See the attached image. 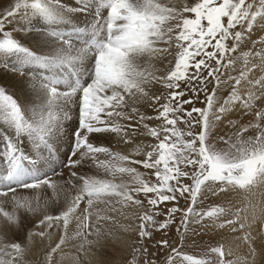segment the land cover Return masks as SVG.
<instances>
[{
    "label": "snow or ice",
    "instance_id": "obj_1",
    "mask_svg": "<svg viewBox=\"0 0 264 264\" xmlns=\"http://www.w3.org/2000/svg\"><path fill=\"white\" fill-rule=\"evenodd\" d=\"M258 4L259 8H254L249 0H198L191 6L176 8L160 0H79V3L73 0L72 6L66 7L67 0H36L31 4L28 0L15 3L0 0L3 9L0 11V52L18 61V64L10 59L0 61V81H3L0 83V128L7 137L4 141L7 151L0 155V163L5 164L0 170V197H7L17 188L31 189L40 185L55 190L59 182L52 181L51 177L67 168L69 177L65 183L76 189V195L67 201V207L59 215H45L38 227L55 225L66 231L69 223L76 219L80 221L78 227L87 228L91 215L88 209L95 203H104L111 212L120 211L117 205L142 208L144 200L138 197L143 194L153 209L167 202L178 205L180 199H190L191 204L187 209L173 206L138 215L141 247L154 230L168 229L176 213L182 214L180 224L185 230L190 217L200 223L205 217L221 216L225 219L219 224L220 228L232 226L233 233L242 230L245 225L241 222V210L228 218L230 209L223 206L200 212L195 205L198 197L209 193L227 194L229 188L236 187L250 190L253 185L264 183V128L259 123L243 125L234 134L235 139L225 140L220 136L227 144L226 149H217L209 142L215 124L223 121L233 107L251 111L259 104L257 120L264 117V40L260 41L259 51L240 49L244 41L249 45L255 43L254 30L264 32V27H254L264 26V0H258ZM21 8L25 9L27 20L21 25V35L30 31L31 37L49 51L41 50L38 54L19 38H13L14 27L6 26L17 22L15 17ZM29 8L39 15L30 18ZM185 13L192 14L193 18ZM81 42L83 46L77 47ZM173 48L175 63L165 73L157 76L143 63L156 56L166 58ZM236 53L239 55H234ZM249 57L253 59L250 61ZM54 68L69 71L70 78L65 81L50 77L48 70ZM234 71L238 75H233ZM229 82H232L229 98L217 107L216 90ZM154 83L163 85L166 95H149L146 89ZM62 84L66 88L58 87ZM209 84H214L211 90ZM9 86L24 92V107L8 93ZM188 92L193 95L184 99ZM200 92L205 93L207 107L193 106L190 110L185 107L193 104ZM56 100L64 102L66 113H74V121L72 115H68L67 124L41 122L34 128V122L25 119V109ZM143 100L152 102L156 115H147L134 106ZM73 104L75 109L71 107ZM116 119L133 123L125 126L115 122ZM150 121L158 123L150 126ZM180 123L186 125V131L178 128ZM250 127L258 129L257 134L244 138L243 133ZM99 133H114L125 144L149 136L158 143L139 145L137 151L139 148H151V151L144 152L143 160H131L128 155L114 154L110 148L90 142V136ZM65 143L67 151L63 152L61 148ZM100 154L154 169L156 182L141 179L134 167L117 168L107 159L100 160ZM86 159L110 176L131 175L135 186L78 176L72 169ZM185 178L191 182L185 183ZM73 179L80 182L78 187L72 183ZM82 201L87 205L84 209L79 207ZM259 211L264 216V207ZM0 212L9 220L13 219L2 207ZM161 214L167 217L163 222L155 219ZM97 219L111 217L98 216ZM34 234L45 235L43 231ZM241 239L248 240V237ZM157 244L171 247L167 240L157 241ZM211 251L219 254L218 264H233L226 258L222 246ZM24 252L19 242L4 244L0 238V254L10 257L7 264H23ZM0 264L6 262L0 260ZM195 264L202 261L196 259Z\"/></svg>",
    "mask_w": 264,
    "mask_h": 264
},
{
    "label": "rangeland",
    "instance_id": "obj_2",
    "mask_svg": "<svg viewBox=\"0 0 264 264\" xmlns=\"http://www.w3.org/2000/svg\"><path fill=\"white\" fill-rule=\"evenodd\" d=\"M170 1L167 3V6L176 8H182L185 5L191 6L198 2V0ZM249 2L253 3L254 8H259L258 0H249ZM185 15L193 18L192 14L185 13ZM257 20L259 21V17ZM254 27L264 26L257 24ZM252 37L255 43L249 45L247 41H244L241 43L240 49L247 52H251L253 49L259 51L260 41L264 40V32L257 33L254 30ZM158 47H163V45H158ZM175 51L174 48L171 49L170 52L172 54L166 58L163 56L153 57L152 61H148L150 64L147 63L145 66H150V70L159 76L174 66ZM234 55H239V53ZM252 59V57H249L250 61ZM242 62L243 59L241 58L240 63ZM232 74L238 75V72L234 71ZM231 83L222 84L217 88V107L219 103H223L224 100L229 98ZM213 87L214 84L208 85L209 90ZM146 91L149 92V95L153 93L156 95H166L167 93L163 85L155 83L147 88ZM192 95L191 92H188L184 99H188ZM160 103H164V100L162 99ZM193 106L202 109L207 107L204 92L199 93L198 99H195L193 104L186 105L185 107L190 110ZM135 107L147 115H156V109L152 107L150 100H143L135 104ZM260 107L259 104H256L255 108L251 111L241 109L240 107L231 108L226 118L215 124L209 142L213 143L217 149H226L227 144L219 139L220 136H223L225 140L229 137L235 139L234 134L240 131L243 125H255L259 123L261 128H264V117L260 118L259 121L256 117V112L260 110ZM193 115L197 114L194 113ZM209 118H212L211 112L209 113ZM229 120L232 121V124H229ZM125 122H123L124 124L122 122L119 123L122 125L133 123L131 121ZM148 123L150 126H156L158 122L150 121ZM159 123H162V121ZM233 124L235 127L232 126ZM178 128L186 131V125L183 123L178 124ZM196 131H199V129L197 128ZM257 131L258 129L250 127L247 132L243 133V137L255 136ZM114 136L116 134L112 133L110 137ZM118 140H120L119 137ZM117 143L111 144L110 149L112 153L128 155L131 160H143L145 158L144 152L151 151V148H139L137 151V147L139 145H155L158 141L150 136L138 137L136 141L128 144L130 148L126 151H122L119 148L120 144ZM94 144L101 146L96 142ZM99 159H107L111 165L117 168L134 167L141 174V179L153 183L156 182L154 169H145L142 165L131 164L129 161L113 157ZM82 164V172H77L78 176L84 175L85 169H91L94 173L97 170H101V174L106 176L104 179H111L114 183H123L129 187L135 186L133 178L129 174H120V176L123 175L121 177H124L120 179L118 178L119 173L110 176L103 168L97 167L91 160L86 159L85 163L83 162ZM85 164L89 168L84 166ZM184 182L190 183L191 181L185 178ZM42 191L41 189V191H36L35 194L30 195L15 193V195H11L7 200L0 198V207L13 215V219L9 220L0 212V238L3 239L4 244L12 242H19L21 244L22 248L25 249L22 257L23 264H55V262L57 264H146L149 260L152 261V264H195L196 259L201 260L202 264H218L219 254L211 250L221 246L227 254L226 258L231 259L233 264H236L237 261H239V264H264V216H261L259 211L261 207H264V183L253 185L250 190L240 189L239 187L229 188L227 194L219 193L211 195L209 193L197 199L195 207L200 212L210 211L215 206H223L226 209H230L227 212V217L232 218L234 212L241 210V222L245 225L242 230L233 233L231 231L232 226L220 228L219 224L224 222V216L219 218L205 217L200 223H195L193 218L190 217L187 230H185L180 224L182 214L176 213L175 220L169 228L160 231L154 230L151 238L144 239L143 247H141L138 235L140 224L138 215H142L145 211L159 212L161 208L166 209L173 206L187 209L191 204V200L185 201L184 199H180L178 205H174L172 202L162 203L153 209L152 206L147 204V200L143 197V194H140L138 198L144 200V207L127 205L120 208V205H117L116 207L120 209L119 212L108 211L104 203H95L92 208L88 209L91 215L87 220V228L78 227L80 221L73 219L65 231L63 227H56L55 225L51 228H47L46 226L38 227L37 225L45 215H59L67 207V201L76 195V189H68L65 197L60 198V200H57L56 197L50 199L52 201L50 204L41 198ZM86 207L87 205L80 206V209ZM77 214H79V210ZM98 216H109L111 219L98 220ZM166 218L164 214L155 217L160 222H163ZM178 228L179 230H177ZM97 230H99V234H97ZM41 231L45 235L39 236L34 234ZM51 231H53V235L49 237ZM30 234L32 235L30 236ZM245 236L248 237V240L241 239V237ZM62 237H64L63 243H61ZM160 240H167L171 247L160 246L157 244V241ZM34 242H36V245ZM58 245L59 247H57ZM138 248L140 250L136 251ZM144 248L147 249V252L144 251ZM173 248L177 250L175 253L172 251ZM53 249H56V251L53 252ZM189 257H192V259H189ZM9 259L10 257L6 254H0V260H4L6 264Z\"/></svg>",
    "mask_w": 264,
    "mask_h": 264
},
{
    "label": "bare ground",
    "instance_id": "obj_3",
    "mask_svg": "<svg viewBox=\"0 0 264 264\" xmlns=\"http://www.w3.org/2000/svg\"><path fill=\"white\" fill-rule=\"evenodd\" d=\"M15 1L16 0H9V3H14ZM169 1L170 0H160L161 3H164L166 5H167V3ZM34 2H36V0H28L29 4L34 3ZM41 2H45V0H41ZM62 2H63V0H62ZM75 2L79 3V0H75ZM72 3H73V0H67L66 7H71ZM170 4H171V1H170ZM170 4H168V5H170ZM2 10L3 9L0 8V11H2ZM27 14H28V16L30 18H35V17H37L39 15L38 13H35L34 10H32L31 8H29L27 10ZM102 14H103V10H102ZM89 15H91V13H89ZM15 21H17V22L14 23V24H9L8 26H6V27H9V28H13L14 27L15 30L12 33L13 38H19L21 40V42L25 44V46L29 47L33 51H37L38 54L40 53L41 50H43L45 52L49 51V49L44 47L41 42H39L37 39L31 37V32L30 31L24 33L23 35H21V31H20L21 30V25L27 23V20L25 19V9H23V8L20 9L19 14L15 17ZM44 22L45 23H51V21H44ZM60 30L64 31V29H60ZM36 31H38V32L39 31H44V29H36ZM69 31H70V28H69ZM76 46L77 47L83 46L82 42L78 43ZM5 59H10V58H8L4 53L0 52V61L5 60ZM150 61H152V60H150ZM10 62L18 64V61H15L14 59H10ZM143 63L146 65L149 62L146 60V61H143ZM48 71H50V77L60 78V79L65 80V81H67L70 78L69 71L65 70L64 68H59V69L54 68V69H51V70H48ZM0 83H3V81H0ZM9 83L10 84H14V82H9ZM58 87L66 88V85L62 84V85H60ZM7 91H8L9 94L15 96V98H17L19 101H21L22 102V107H24V102L26 101V97H25L24 92L21 89H19L16 86H9ZM71 107L73 109H75V105L74 104L71 105ZM24 115H25V119L29 123H33L34 122L33 123V127L34 128L37 125H39L41 122H47V123H50V124H53V125H55L57 123L67 124V123H69V121L67 119L68 115H72V119L74 121V113H66L65 112L64 102L61 101V100H56V101H53L51 103H44L42 105L41 104H37V106L35 108L29 107V108L25 109ZM115 122H118V123L122 122V124L126 123L123 119H116ZM111 134L110 133L93 134L92 136H90V142H93V143L96 142L98 145L110 148L111 144H116L118 141H120V140H118L117 136L110 137ZM6 138L7 137L4 136L3 129L0 128V155H2L4 152L7 151V148H6V145H5V142H4ZM117 144H120L119 148L122 151L123 150L126 151L127 149L130 148L129 147L130 145L125 144L122 141L118 142ZM61 151H63V152L67 151V144L66 143L64 144V147L61 148ZM99 158H106V156L103 155V154H100ZM74 159H75V157H74ZM82 165L77 166L76 168L79 167V169H77V170H76V168H73L74 170L72 169V171L76 170L75 172H79V171L82 172V170H81V166ZM25 166L26 167L28 166L27 162L25 163ZM84 166H86V164ZM4 167H5V164L4 163H0V170L4 169ZM87 168H89V166ZM31 170L35 171L34 169H31ZM44 171H49V170L45 169ZM99 171L97 170L94 173V172H92L91 169H88V170L85 169V174L84 175H87V176L93 175V176H95L97 178H100V179L106 178L105 175L101 174V170H99ZM118 175H119L118 178H120V179L124 178V177H121L123 175H121V176H120V174H118ZM68 177H69V169L65 168V169L62 170L60 175H56V176H52L51 177L52 181L59 182L57 187L55 188V190H53V188L48 187L46 185H40V186H37L35 188H31V189L17 188L14 193L13 192H9L7 197H0V198L3 199V200H7L11 195H13V194L15 195V193H19L20 195L35 194L36 191H41V189H42L43 191H42V194H41V198L44 199V201L46 203L48 202V204H50L52 202L50 199L56 197L57 200H60V198L65 197L66 191L68 189H71L69 187V185L67 183H65V180H67ZM72 183L74 185H79L80 182L75 180V179H73ZM85 205H86V203L83 202V201L80 204V206H85ZM31 235L32 234H30V236ZM52 235H53V231H51L49 237H51ZM33 239H35V238H33ZM34 244L36 245V242H34ZM55 264H57V262H55Z\"/></svg>",
    "mask_w": 264,
    "mask_h": 264
}]
</instances>
